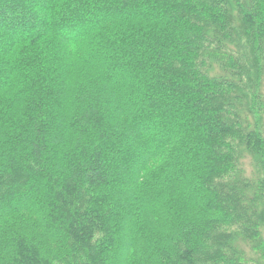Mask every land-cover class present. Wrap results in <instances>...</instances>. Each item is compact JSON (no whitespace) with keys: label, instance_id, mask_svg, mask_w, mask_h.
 <instances>
[{"label":"trees","instance_id":"trees-1","mask_svg":"<svg viewBox=\"0 0 264 264\" xmlns=\"http://www.w3.org/2000/svg\"><path fill=\"white\" fill-rule=\"evenodd\" d=\"M42 1L0 44V264H264V0Z\"/></svg>","mask_w":264,"mask_h":264},{"label":"rangeland","instance_id":"rangeland-1","mask_svg":"<svg viewBox=\"0 0 264 264\" xmlns=\"http://www.w3.org/2000/svg\"><path fill=\"white\" fill-rule=\"evenodd\" d=\"M13 5H16L17 8H18V10L15 13V17L14 16H11V15L9 16L8 14H4V18L6 17V19H8V20H10L11 18L13 19V17L14 18H18L21 15V9L20 8H22V7L30 15L28 14V16L25 17V19H24V25H22L19 30H16L14 32H11L8 35H6L5 37H2L1 36L0 37V44H4L10 37H12L13 35L17 34L18 31L19 32L20 31H27L28 29L32 28L33 26L38 25L40 21H39V19L37 17H35V14L38 15L40 8L44 6V2L42 0H37V1L30 2L28 4H25L24 6L20 5L19 3H17V4L15 3ZM100 15H103V14H100ZM97 19H99V18H97ZM96 20H94V21H96ZM87 25H88V23H87ZM2 27H3V25L0 24V28H2ZM113 75H115V74H113ZM170 127L171 126L168 125L167 128H165V131H167L166 129H168ZM138 129L141 130V128H138ZM159 137L160 136H155L152 139V144L150 146H148V148H146L145 154L148 153L153 148V146L155 145V143L157 142V140H159ZM132 159L136 160L137 157H134ZM241 168H244L248 174H250L253 171L254 167H253L252 161H251V159H250V157L248 155L245 156L242 159V166H241ZM238 243L241 246H245V249H246L245 251H250L251 250L250 251L251 255L254 254L252 252V249L249 247L250 245H246V243L244 241H241V240ZM125 245L126 244L124 242H120V249H124L125 248Z\"/></svg>","mask_w":264,"mask_h":264}]
</instances>
